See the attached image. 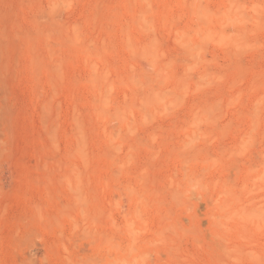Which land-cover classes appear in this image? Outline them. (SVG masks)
Returning a JSON list of instances; mask_svg holds the SVG:
<instances>
[{
	"label": "rangeland",
	"instance_id": "1",
	"mask_svg": "<svg viewBox=\"0 0 264 264\" xmlns=\"http://www.w3.org/2000/svg\"><path fill=\"white\" fill-rule=\"evenodd\" d=\"M0 264H264V0H0Z\"/></svg>",
	"mask_w": 264,
	"mask_h": 264
}]
</instances>
